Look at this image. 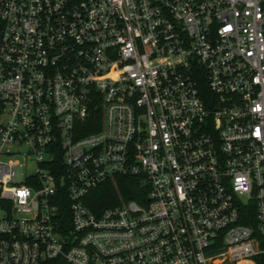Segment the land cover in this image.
I'll use <instances>...</instances> for the list:
<instances>
[{
  "label": "built area",
  "instance_id": "obj_1",
  "mask_svg": "<svg viewBox=\"0 0 264 264\" xmlns=\"http://www.w3.org/2000/svg\"><path fill=\"white\" fill-rule=\"evenodd\" d=\"M259 259L264 0H0V264Z\"/></svg>",
  "mask_w": 264,
  "mask_h": 264
},
{
  "label": "trees",
  "instance_id": "obj_2",
  "mask_svg": "<svg viewBox=\"0 0 264 264\" xmlns=\"http://www.w3.org/2000/svg\"><path fill=\"white\" fill-rule=\"evenodd\" d=\"M119 185V182H118ZM118 191L122 194L124 197L134 198L133 190H123L121 187L118 189ZM115 190L112 187L110 183H108L107 187L104 188V191L102 190H96L94 192V197L92 199V208H98L101 206H105L107 204H111L110 202V193H114ZM257 264H262V259H259Z\"/></svg>",
  "mask_w": 264,
  "mask_h": 264
}]
</instances>
